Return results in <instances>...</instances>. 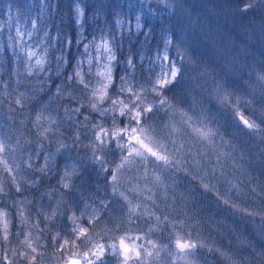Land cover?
Instances as JSON below:
<instances>
[{
    "label": "clouds",
    "instance_id": "1",
    "mask_svg": "<svg viewBox=\"0 0 264 264\" xmlns=\"http://www.w3.org/2000/svg\"><path fill=\"white\" fill-rule=\"evenodd\" d=\"M130 8L40 0L9 36L0 200L57 194L69 217L89 202L106 212L113 236L157 229L151 264H264V0Z\"/></svg>",
    "mask_w": 264,
    "mask_h": 264
},
{
    "label": "snow or ice",
    "instance_id": "2",
    "mask_svg": "<svg viewBox=\"0 0 264 264\" xmlns=\"http://www.w3.org/2000/svg\"><path fill=\"white\" fill-rule=\"evenodd\" d=\"M139 27V25H137ZM105 47L107 45H98V47ZM41 63V61H37ZM106 71L100 72L99 75L110 81V72L111 69L105 65ZM104 89L101 88L98 90V93L103 95ZM113 135H120V133L115 132ZM133 140L140 139L139 136L132 137ZM147 148V145H142ZM148 151H151L150 148H147ZM139 154V153H137ZM156 155V153H152ZM121 199L126 200L123 193L119 194ZM26 201H20L17 203V214L20 216L21 224L27 225L29 218L25 216V208L19 207V205H25ZM122 207H127L128 216L131 219H135L137 216V207L128 202ZM79 215H72L71 217H66L67 220H70L72 223V228L65 229L63 234L57 231L54 236L51 237L52 240H55L58 247L57 250L63 254V252L68 250V247L76 245V247H83L85 250L82 252H70L66 260L63 261V264H108L106 257L112 256L115 258V264H132L135 261V264H147L146 257H152L155 255L156 251H159V248L156 246L155 240L151 237L155 235L157 229H150L148 233H145L143 236L136 234H131V229L125 228L123 234L118 237L111 234L112 229L107 228L106 231L102 230L101 233L95 231V227L99 226L102 221L106 225L114 224V220L109 218L105 221V213H101L98 208L85 205L82 209L77 208ZM56 216V210L45 215V220H54ZM86 225H92L93 227L89 228ZM38 225H33L37 227ZM10 227L14 228L15 224L12 222V213L8 211L7 208H0V264H43L42 259H38V256L42 258L43 253L38 252V248L33 246V241L31 239H24L23 241L19 240V237L24 235V230L21 229L19 232L15 233V247H7L5 243L12 244L13 241L10 240V236L13 235L10 231ZM28 236L31 237L32 234L29 232ZM95 236H101L105 240L104 243H101L99 240L95 239ZM37 243L39 242V237L33 238ZM111 240L113 242L108 243ZM146 240L148 244L153 246V250L149 251L144 243H137V241ZM77 241L80 243L77 244ZM176 247L178 249L188 248V244L181 242L179 239L176 240ZM36 255H33V254Z\"/></svg>",
    "mask_w": 264,
    "mask_h": 264
},
{
    "label": "rangeland",
    "instance_id": "3",
    "mask_svg": "<svg viewBox=\"0 0 264 264\" xmlns=\"http://www.w3.org/2000/svg\"><path fill=\"white\" fill-rule=\"evenodd\" d=\"M113 3L131 6L130 10H135V5L140 3V0H112ZM40 5V0H0V63H3L5 67H7V59L3 55L2 49L4 48L6 42L8 41L9 36H16L17 29H20L21 33L24 30L30 27V17L32 16L34 10ZM143 11V7L141 5L140 8ZM126 23L120 29V35H123L129 31H134L132 22L125 18ZM21 42H23L21 40ZM124 42L121 39L120 43ZM128 44H131L125 41ZM9 54L13 53V48L8 49ZM16 66V61H13V67ZM5 68H0V77H3ZM24 196H28L31 200V204L19 205V207L25 208V216L29 218V222L27 225L21 224L20 216L17 214V203H12L7 206V209L10 213H12V222L15 224L14 228L10 227V231L13 235L10 236V240L13 241L12 244L5 243L7 247H15L17 246L15 243L16 237L15 233L19 232L21 229L24 230V235L19 237L20 241L24 239H31L33 241V246L41 250L43 246H48V233L47 230L55 229L52 236L56 234L57 231L63 234L65 229H71L72 223L70 220H67L66 217L70 215L67 211L69 205L62 198L57 194H45L39 202H37V208L33 205L32 196H37L34 193H24ZM17 200L23 201V196H17ZM91 207H94L91 202L88 204ZM83 203L81 205V209L83 208ZM0 208L4 207V201L0 200ZM52 210H56V216L54 220H45V215ZM76 215H79V212L76 211ZM105 221H107L105 219ZM51 224H55V227H51ZM33 225H38L37 227H33ZM87 227L91 228L92 225H86ZM111 225H106L105 222L100 223L99 227H97L96 232L102 234V230L106 231L107 228H110ZM31 233L32 236L29 237L28 233ZM40 235V236H39ZM39 237V242L37 243L33 238ZM41 238V239H40ZM152 239H157L156 236H152ZM95 239L99 240L101 243H104L105 240L101 238V236H95ZM53 242H56L53 240ZM113 241L109 240L108 243ZM80 242L77 241V244ZM137 243H144L146 247L147 241H137ZM85 249L83 247H76V245H72L68 247V250L61 254L60 251L54 250L50 257L42 256L43 264H63V261L66 260L69 256L70 252H82ZM2 251V249H0ZM33 255H36L35 253ZM45 259V260H44ZM106 260L108 264H115V258L112 256H107ZM152 258L149 257L148 261L151 264Z\"/></svg>",
    "mask_w": 264,
    "mask_h": 264
},
{
    "label": "trees",
    "instance_id": "4",
    "mask_svg": "<svg viewBox=\"0 0 264 264\" xmlns=\"http://www.w3.org/2000/svg\"><path fill=\"white\" fill-rule=\"evenodd\" d=\"M134 43V42H133ZM122 46L124 47L125 51H127L128 49H130L133 44H128L125 42L122 43ZM30 194V193H29ZM35 195H38L37 193H34ZM35 196H32V201H33V205H35V207L37 208V199L34 198ZM31 204V203H30ZM26 206V204L24 205ZM56 225L55 224H51V227H55ZM55 229H50V230H47L46 233H48L47 237H48V246H43L41 248V250H39L40 253H43L44 256H48L50 257L53 253L54 250H57V243L56 242H53V240L51 239L52 235L51 233L54 232ZM40 236V235H39ZM41 239V238H40ZM58 251V250H57ZM38 259H41V257L38 256ZM45 260V259H44Z\"/></svg>",
    "mask_w": 264,
    "mask_h": 264
}]
</instances>
